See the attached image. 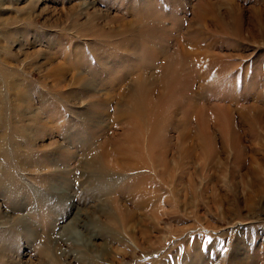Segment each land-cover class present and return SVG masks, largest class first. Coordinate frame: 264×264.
Instances as JSON below:
<instances>
[{
  "label": "rangeland",
  "instance_id": "rangeland-1",
  "mask_svg": "<svg viewBox=\"0 0 264 264\" xmlns=\"http://www.w3.org/2000/svg\"><path fill=\"white\" fill-rule=\"evenodd\" d=\"M53 250L264 264V0H0V264Z\"/></svg>",
  "mask_w": 264,
  "mask_h": 264
},
{
  "label": "bare ground",
  "instance_id": "bare-ground-1",
  "mask_svg": "<svg viewBox=\"0 0 264 264\" xmlns=\"http://www.w3.org/2000/svg\"><path fill=\"white\" fill-rule=\"evenodd\" d=\"M128 29V28H127ZM136 89H135V93H134V100L136 101V106L138 108V111L141 112V115H142V118L139 120V121H142L144 123H147V124H150L152 129H155L156 126H157V123H158V120H159V115L158 114H151L150 113V110H149V106H152V99H149L147 96H145V82L143 80V78H140L137 80V84H136ZM170 96V95H168ZM171 98V97H170ZM146 107L148 109H146ZM145 110V111H143ZM145 114V116H144ZM130 117V116H129ZM132 120V119H131ZM133 126V125H132ZM135 126V125H134ZM141 127V126H140ZM198 127V126H197ZM133 128H136V127H133ZM138 128V127H137ZM132 129V128H131ZM194 129V128H193ZM145 133V132H144ZM143 133V134H144ZM138 135V134H137ZM140 135V134H139ZM184 136V135H183ZM132 137V136H131ZM134 138V137H133ZM136 139V138H135ZM183 139V138H182ZM128 147V145H127ZM128 149V148H127ZM131 152V151H129ZM158 161V160H157ZM161 161V160H160ZM129 165V164H128ZM104 166V165H103ZM93 167V166H92ZM91 167V168H92ZM100 167V166H99ZM108 167V166H107ZM115 200V199H114ZM224 214V213H223ZM115 215V214H114ZM142 230V229H141ZM141 234V233H140ZM148 233H144V235H147ZM141 237V236H140ZM143 237V236H142ZM142 239V238H141ZM145 240V239H144ZM153 242V241H152ZM138 243V242H137ZM54 255V263H57V264H60L59 263V257H58V254H55L54 253V250H53V253Z\"/></svg>",
  "mask_w": 264,
  "mask_h": 264
}]
</instances>
